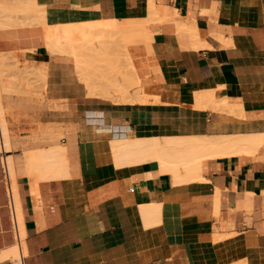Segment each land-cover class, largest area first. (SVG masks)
<instances>
[{"label": "crops", "instance_id": "crops-1", "mask_svg": "<svg viewBox=\"0 0 264 264\" xmlns=\"http://www.w3.org/2000/svg\"><path fill=\"white\" fill-rule=\"evenodd\" d=\"M36 4L56 15L82 9L122 24L156 15L148 40L127 47L131 71L117 61V72L141 83L129 88L122 82L127 92L163 84L196 92L221 88L230 99L220 104H235L223 111L218 103L213 111L181 101L123 103L114 89V98L90 95L76 60L49 50L45 26L2 27L0 55L17 56L42 79L44 95L38 105L16 108L11 97L3 102L9 87L0 86L5 157L12 159L26 232L22 264H264V145L205 158L200 178L182 183L162 174L157 162L118 170L110 149L122 138L263 134L264 0ZM13 114L18 120L11 132ZM16 148L24 153L13 154ZM59 148L65 149V171L40 165L39 159L53 161ZM223 236L233 245H217ZM15 246L5 242L0 254Z\"/></svg>", "mask_w": 264, "mask_h": 264}, {"label": "bare ground", "instance_id": "bare-ground-1", "mask_svg": "<svg viewBox=\"0 0 264 264\" xmlns=\"http://www.w3.org/2000/svg\"><path fill=\"white\" fill-rule=\"evenodd\" d=\"M16 2L19 3L18 6L17 5L14 6V4H18ZM16 2L12 6L11 4L9 6L4 2L3 3L0 2V29L2 27L7 28V26L17 27L19 25H26V24L28 25L39 24L45 26L47 30L46 38L48 39L47 46L49 50L53 53L70 55L76 60L75 62L77 64L79 76H81V79L87 85L89 92H91L90 95L92 94V95H100L106 98L107 97L114 98V94L110 93V91L112 92L113 91L112 89H114L115 91H117V93L120 92V96L119 93L118 95L117 93L115 95L117 97L119 96L120 97L119 99H121L123 103L124 101L147 103L149 102L150 99H153L154 103L168 104V103H176L179 101L175 97L176 93L179 92L181 93V97H182L181 101L184 102V105L186 107L188 106L198 109H212L213 111H215V108H217L216 104L218 103H219L218 104L219 107L220 105L222 106L221 110H223V106H225L226 103H224V105L220 103H223L225 100L230 99L225 95V93L222 91L221 88L220 89L217 88V90H212V91L210 90L204 92H196V91H192L189 87L185 85L168 86L163 84L149 88L143 87V89L136 90L135 93L133 92L134 95H131L130 93L127 92L128 90H130V89L126 90L127 86L129 88L130 87L134 88L135 86H140L141 83L138 81V79L136 80L134 77L130 76V74L126 76V74L123 75L122 74L123 72H120L119 70L117 72L119 66L117 61L121 59L120 60L121 64L119 63L120 65H122L123 63L122 61L127 62L126 63L127 69H129V67H132L131 65H129L131 64L129 63L131 57L127 54L128 52L127 47L130 43H133L135 41L138 42L139 40L140 41L148 40L150 36L149 32L151 31L148 32L149 29H147V27L150 23L155 22L157 18L156 15H152L150 19L140 21L137 23L126 22L122 24L118 22L115 23L111 21L110 22L103 21L102 19H100V17H98V15L82 9H78L75 12L69 11L64 14L62 13L56 15V13L53 14L48 10L39 7L36 4V0H16ZM20 12L21 14L27 15V17L25 16L23 18L24 16L23 15L20 20L19 17L17 20L16 15L20 14ZM14 13L15 14L18 13V14L15 15ZM50 24H52L53 26L52 25L50 26ZM188 32L190 33V30ZM128 56L130 57V59L128 58ZM2 63H0V65ZM116 64L118 66H116ZM4 69L6 68L3 67L2 71H4ZM107 70L114 71V73L116 72L115 74H113L110 71L113 78L110 77L111 74L107 73ZM121 70L123 71V68ZM3 74L2 72L0 74V86L3 85L4 87H8V85L5 84L4 82L5 80L4 81L2 80L3 78L1 76ZM123 77H127L126 78L127 86L124 87L122 86V82H121V78ZM170 92H172V94L166 96V94ZM233 100L231 99V101ZM235 101L237 104L238 103L237 100ZM233 102L229 104V107L233 106V105L230 106ZM228 103L229 101H227V104ZM233 104H235V102ZM240 104L241 102H239L238 105ZM227 107L228 106L226 105L224 107V110H226ZM217 109L219 110L220 108ZM230 110H232V108ZM240 110L235 109V111H239V112ZM3 128H1V123H0L1 150L3 153H6L7 151L5 150V143L8 145V130H7L6 121L3 124ZM4 131H5V136L3 137ZM263 134L261 135L255 134L253 136H246L245 134H243V136L235 135V136H209V137L175 136V137H154V138H146V139L135 138L133 140L122 138L116 141H112L110 145L111 146L110 149L113 155L114 162L116 164V168L118 170H120L123 166L126 165L129 166V165L143 164L147 162H157L159 164L160 167L159 169H161L162 174L169 173L173 176L176 182L182 183V182L197 180L200 178V174H199L200 165L202 164V160L205 158L209 159L211 157L217 158L218 156L223 157V155L226 156L236 153L238 154V152L245 151L249 148L257 149L259 146L261 145L263 146L264 145ZM56 151L53 154V161H51V159H44V160L39 159L40 165L44 167L46 166V168L53 165L55 167H58V169L59 167L64 169L66 164L65 149L59 148V150ZM2 160H3V166L6 169V175L8 180L7 185L9 187L10 196L13 198V201L15 203L14 191L11 184L8 162L6 157H4ZM15 212H16V217L14 218L15 225L13 226V229L15 230L14 233L18 243L15 247L1 253L0 260L13 258V261L16 264H22L23 256L26 255V246H25L26 232L25 231L24 233L22 232L23 233V238H22L21 236L22 234L20 235V230H19L16 203H15ZM148 212L150 211L148 210ZM20 214L22 218L21 207H20ZM23 221L24 220L22 218V225L24 227ZM226 236L229 237L228 235ZM227 237L223 238L226 240H222L221 238L219 239L216 238L218 239L217 243L219 242L223 243V241H225L227 242L228 245H233L232 239ZM22 247L25 248L24 254L22 252Z\"/></svg>", "mask_w": 264, "mask_h": 264}, {"label": "rangeland", "instance_id": "rangeland-1", "mask_svg": "<svg viewBox=\"0 0 264 264\" xmlns=\"http://www.w3.org/2000/svg\"><path fill=\"white\" fill-rule=\"evenodd\" d=\"M0 2L1 3L4 2L5 4H8L9 6L11 4V6H12L16 2V0H1ZM16 3H18V2H16ZM15 5L18 6L19 3L14 4V6ZM16 14H18V13H16ZM22 16H23V18L25 16L27 17V15L21 14V12H20V14L16 15V17H17L16 19L18 20V17H19V20H20ZM51 25L52 24H50V26ZM0 57H1L0 63H2V61L4 60L2 63L3 65L2 64L0 65V74H1V72H2V74L4 72V74L1 77L3 78L2 79L3 81L5 80L4 81L5 84H7L9 87V90L5 91V93L3 94V102H4L6 97H11L16 104L15 107L17 108V107H22V105H24V104L38 105V103L40 101H43L44 95L41 92L42 88H40V86L42 85V79L36 77L34 72H29L27 69L26 70L23 69L21 67L22 64L18 60L17 56L10 54V55H4V56L0 55ZM2 58H3V60H2ZM3 67L6 68V69H4V71H2ZM107 73L111 74V72H109V70H107ZM110 77L113 78L112 74ZM126 78L127 77L121 78V82H123V84L126 83ZM170 94H172V92L166 94V96H169ZM0 96H1L0 97L1 98V100H0V123H1V128H3V124L5 123V121L7 122V120L5 117V112L3 110L4 107L2 104V91L0 92ZM179 96H180V98H179ZM175 97L179 100L176 103H180V101L182 100L181 93H179V92L176 93ZM16 108L14 110L15 112L17 110ZM4 119H5V121H4ZM8 119L10 121L11 132H13L12 131L13 123L17 122L18 119L16 116H14V114L12 115V117L10 116ZM4 136H5V131H4L3 137ZM5 150L7 151L6 146H5ZM16 150H17V148L13 152V154H15V155L24 153L23 148L20 149L19 151H16ZM5 156H7V154L1 153V145H0V249L5 245V242L7 244L14 243V245H17V243H18V241L15 237V233H14L15 230L13 229V225L10 222L9 211H8V207H7V203H8L7 181L8 180H7L6 174L3 171V160H2ZM7 162H8V167H9V171H10L11 184H12V188L14 191V198H15L16 209H17V214H18L20 235L22 234L21 236L23 238L24 227L22 225V218H21V214H20V206H19L20 199H19L18 191H17L18 187L16 186L15 177H14V174H13L12 169H11L12 159L8 158ZM10 235L12 238H8ZM218 244H223V243L219 242V243H217V245ZM9 263L14 264V261L12 259H8L4 264H9Z\"/></svg>", "mask_w": 264, "mask_h": 264}, {"label": "built area", "instance_id": "built-area-1", "mask_svg": "<svg viewBox=\"0 0 264 264\" xmlns=\"http://www.w3.org/2000/svg\"><path fill=\"white\" fill-rule=\"evenodd\" d=\"M0 145H1V140H0ZM1 153H3L2 150H1ZM4 154H7V153H4ZM3 171L6 174V169L4 166H3ZM6 177H7V175H6ZM7 198H8L7 206H8L9 212H10V218H11L12 225L14 226L15 225L14 218L16 217L15 203L13 201V198L10 196L9 187H7Z\"/></svg>", "mask_w": 264, "mask_h": 264}]
</instances>
